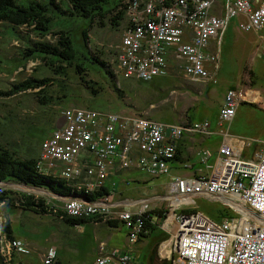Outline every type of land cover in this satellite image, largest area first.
Returning <instances> with one entry per match:
<instances>
[{"label": "built area", "instance_id": "2783aa9c", "mask_svg": "<svg viewBox=\"0 0 264 264\" xmlns=\"http://www.w3.org/2000/svg\"><path fill=\"white\" fill-rule=\"evenodd\" d=\"M128 3L127 16L132 25L124 34L119 57L126 78L166 76L171 69L170 46H183L175 53L179 60L181 56L191 58V64L183 61L182 74L201 82L207 79L209 65L218 70L219 56L211 42L217 38L222 42L233 18H240L239 29L244 32L264 30V0ZM242 104L264 110V90L247 85L230 90L219 115L221 126L235 118ZM62 117L64 126L43 142L40 168L68 181L83 179L70 186V194L58 196L65 202L62 210L76 215H115V223L128 231L126 246L109 248L106 243L100 244L94 264H143L136 256L135 245L146 238L147 225L160 227L170 236L161 247L167 257L158 258L156 264L160 260L167 264H264V144L261 151L244 160L234 146L224 142L216 154L203 151L201 162L207 166L208 175L179 177L171 175V164L176 163L183 136H210L208 121L166 124L80 108L64 110ZM82 158L86 159L84 169L77 168ZM125 170L143 171L154 178L168 176L165 200L171 208L153 209V200L149 199L116 200L119 184L112 180L110 187L107 183L112 172L119 175ZM95 194L101 197L88 199ZM198 197L223 202L233 215L223 211L215 221L189 209ZM53 199H57L54 194ZM4 243L6 247L0 241L5 264H17L16 254L29 253L20 239ZM54 256L55 251L50 250L43 264H53Z\"/></svg>", "mask_w": 264, "mask_h": 264}, {"label": "rangeland", "instance_id": "374dc122", "mask_svg": "<svg viewBox=\"0 0 264 264\" xmlns=\"http://www.w3.org/2000/svg\"><path fill=\"white\" fill-rule=\"evenodd\" d=\"M56 4L59 5V3ZM65 9H67L66 6ZM71 23L73 28L79 26V23L75 21ZM239 23V17L233 18L229 23L228 30L222 37V42L219 41V38L212 40L211 46L215 48L219 56V70L217 71L213 65H209V75L207 74L205 76L207 79H203L201 82L191 81L184 73L180 77L162 76V78L151 83H128L125 88L122 82H119L118 85L117 80L118 87L121 86L125 91L123 95L119 96L110 77L106 76L107 79L102 80L99 76L91 75L90 78L95 82H99L104 88L102 93L95 98L81 84L73 70L74 68H68L66 70L67 77L63 79V83L60 79L58 81L54 79L48 88L49 95L53 96V101H55L53 103H56L52 106L50 103L47 105L41 104L38 96L35 95L40 89L37 91L29 90L28 93H20L13 97H0V118L2 122H0V142L5 148L12 149L19 155L28 157L30 156L28 146L30 133L34 137L33 143L39 145L40 140L44 138L43 136L50 134L52 131L50 125L53 123L51 121L62 114L64 109H89L86 106L90 105L88 102L91 101L93 107L100 111L127 115L142 114L150 120H157L166 124H191L193 122L208 121L211 123L212 131L217 133L212 132L210 137L212 135L213 137L207 141L204 139L209 136L202 134L189 136V134H185L183 141L188 144V146L184 144L185 147L187 146V153L184 154L185 158L188 160L193 158L196 151L216 148L224 138L222 135L219 136V132L225 129L226 132L224 130L225 134L223 135L228 134V143L233 141L235 144L243 143L242 146L247 144L250 147L246 149L243 158L248 160L255 150L261 148L264 144V110L256 106L242 104L236 113L235 121L233 119L227 122L224 127H220L221 130L218 128L219 115L230 90L241 89L243 84L258 85L257 81L259 85L255 86L256 89H264V30L244 32L239 29ZM108 28H101L95 24L89 31L90 43L88 45L96 54H98V49H101L104 53L108 52L106 44L117 41L114 38L115 32L111 36L112 33H108ZM9 29L10 27L7 25L0 23V91L7 92L14 83L17 84L33 76L37 78H57L58 76H55L51 70L54 67H46L43 61L39 59L28 60L21 55V52L27 48V37H30V40L34 42L41 39L25 26L18 30L19 38H10L7 35ZM60 30L61 28L54 29L55 32ZM47 40L53 42L54 37L47 35ZM170 47L172 53L169 55V67L173 75L177 70L176 65L173 64L175 60L180 65H183L184 62L189 65L191 64V58L188 59V56L184 54L187 58L181 56V60H179V55L175 52L183 46H179V48L177 46ZM105 59L107 60V57ZM55 69L57 70V68ZM252 71L256 76L253 74L251 76ZM115 76L118 77L117 74ZM61 85H65V89H62ZM127 88H131V90L128 91ZM66 94L67 98H62L60 102L54 98V96L63 97ZM5 118L8 120H5ZM37 118L41 120H36ZM34 125H37V127L32 129ZM109 139L111 138L109 137ZM202 144L206 148H203ZM210 151L216 154L215 150ZM214 161L215 158L210 164H213ZM85 162V158L80 159L77 168L84 169ZM197 162L199 164H196L195 170L206 167L199 156L194 159V163ZM177 164H171L172 176L175 174ZM37 166L41 168V162H38ZM123 172L122 176L112 172V177L119 185L120 180H126L133 185L131 190H127L129 193L125 196L126 198L136 200L143 197L159 196L156 199L158 205L154 207L156 204H153V209L158 210L157 207L159 206L165 209L171 208L170 202L165 200L170 180L168 176L154 178L143 171L129 173L125 170ZM147 186L151 187L148 189L143 188ZM26 187V185L12 182L5 186V190L12 192L11 198L20 199L21 196L28 195L41 199L48 205V209L46 212L38 209V213H36L37 209L27 211L17 207L15 209L11 208L13 210L8 213L13 235L18 237L30 249L29 255H17V264H43V260L50 250L57 251L55 262L59 261V264H93L95 254L98 255L100 244L106 243L109 248L126 246L125 238L128 231L121 223H115V215L88 216L68 213L62 210L63 206L57 203L56 199H53L54 194L63 202V199L58 197L59 194L44 193L48 191L37 193L39 189L35 191L32 188H27L28 190H25ZM121 198L124 197L121 196ZM189 209L202 212L215 221H219L223 211L233 215L229 207L223 202L199 197L196 198V204ZM67 219L86 220L90 223L72 226L66 223ZM110 223L117 224L119 228H112ZM119 229L121 230L119 231ZM146 241H150L149 245L140 250L139 247L143 246ZM168 241H170V236L160 227H157L151 236L135 245V252L139 257V261L143 264H150L153 252H156V258H166V251L161 247ZM155 260H152V264H155ZM163 263L167 264L166 261L160 260V264Z\"/></svg>", "mask_w": 264, "mask_h": 264}, {"label": "trees", "instance_id": "16d2710c", "mask_svg": "<svg viewBox=\"0 0 264 264\" xmlns=\"http://www.w3.org/2000/svg\"><path fill=\"white\" fill-rule=\"evenodd\" d=\"M129 1L131 3L136 1L140 4L144 3L146 0H62L61 2L59 0H0V23L10 27L7 31V35L10 38H19L18 30L25 26L41 39L34 42L30 40V37H27V48L21 52V55L28 60L39 59L43 61L46 67H54L51 70L55 76H58L57 78H37L36 76L26 78L22 82L17 84L14 83L7 92L0 91V97H13L20 93H28L29 90L37 91L40 89L35 95L38 96L41 104L47 105L50 103L52 106L56 103H53L55 101H53V96L49 95L48 88L51 86L54 79H57V81L60 79L61 83H63V79L67 77L66 70L68 68H74L73 70L78 76L81 84L85 86L95 98L102 93L104 88L99 82H95L91 79V75L99 76L102 80L107 79L106 76L110 77L119 96L123 95L125 92L121 86L118 87L119 82H122L125 88L128 83H151L156 79L162 78V76H159L149 81L138 78H126L121 72L119 59L121 53L120 49L124 34L130 30L129 28L132 25L130 24V18L127 16ZM56 3H59V5ZM65 6L67 9H65ZM70 21L79 23V26L73 28ZM95 24L101 28L109 27L108 33H112L111 36L115 32L114 38L117 41L112 44H110L111 42L106 44V50H108L106 53L98 49V54H96L88 45V43H90L89 31ZM55 28H61V30L55 32ZM47 35L53 36L54 41L51 42L47 40ZM105 57H107V60H104ZM175 62L176 63L173 64L177 67L176 72L174 73L173 70L174 74L172 75V72L168 71V74H166L167 77L182 76V66L177 60H175ZM55 68H57V70ZM115 73L118 76L117 78ZM117 80L118 85L116 83ZM60 87L65 89V85H61ZM127 89L128 91L131 90V88ZM54 98L57 99L56 101L60 102L62 98H67V94L63 97L54 96ZM95 98L93 99L95 100ZM88 103L90 105L86 107L98 113L124 114L100 111L93 107L91 101ZM67 109L70 108L64 110ZM133 116L148 118L146 115L142 114ZM60 117H62V114L51 121V123H53L50 125L52 131L50 134H45L43 136L44 138L40 140L39 145L33 143L32 140H34V137L31 136L30 133V137L28 138L30 156L28 157L21 156L14 150L5 148L0 142V241H3L4 247H6L4 242L18 239V237L13 235L10 227L8 213H10V210H13L11 208L15 209L21 207L27 211L37 209L36 213H38V209L43 212H46L48 209V205H46L44 201L36 199L34 196L25 195L21 196L20 199L11 198L10 196L13 195L12 192L5 190L7 184L16 182L31 188H38L59 195H68L72 192L70 186L83 182L82 178L68 181L64 178L54 176V174H47L37 166L38 162L43 161V142L48 139L54 131L59 130L56 128V123ZM6 118L5 120H8ZM38 119L39 118L36 120ZM40 120L41 119H39V121ZM36 127L37 125H34L32 129ZM183 154L182 150L179 149L178 155ZM2 184L3 187H1ZM97 197L100 198L101 194L88 196V199L95 200L98 199ZM66 223L77 226L90 222L80 219H67ZM110 224L111 227L115 228L113 223ZM155 229V227L147 225L148 234H146V238L151 236ZM26 248L29 251L27 255H29L30 249L27 246ZM17 255L19 254H16L15 257H17ZM1 258L2 255L0 253V264H5ZM154 258L155 255L152 260Z\"/></svg>", "mask_w": 264, "mask_h": 264}, {"label": "crops", "instance_id": "0c3cea01", "mask_svg": "<svg viewBox=\"0 0 264 264\" xmlns=\"http://www.w3.org/2000/svg\"><path fill=\"white\" fill-rule=\"evenodd\" d=\"M264 57V56H263ZM218 70H219V68H218ZM217 70V71H218ZM251 74V76H252V74L253 75H255L254 73H253V71L250 73ZM256 76V75H255ZM258 80V79H257ZM264 80V79H263ZM262 81V80H261ZM264 82V81H263ZM257 84L259 85V82L257 81ZM260 84H262V83H260ZM250 86V87H253V88H256L255 86H258V85H253V84H243V86ZM264 88V87H263ZM262 90H264V89H262ZM224 106V105H223ZM239 110V109H238ZM237 117V116H236ZM236 119V118H235ZM235 119H234V121H235ZM210 123V122H209ZM211 124V123H210ZM226 124H223L222 126H221V124L219 123V130H221L220 129V127H224ZM228 128H229V126H228ZM210 129H211V127H210ZM225 130V129H224ZM224 130H221V132H219V136H223L224 138L222 139V141H220V143H218V146L216 147V148H214V149H210V150H215L214 152H216L217 153V151H218V149H219V147L221 146V144H223L224 142H228V140H227V138H228V134H227V136L226 135H223V134H225V132H226V130H225V132H224ZM212 132L213 133H217V132H214V131H212V129H211V134H212ZM216 136H218V135H216ZM211 137H213V135L211 136ZM210 136L209 137H206L204 140H209L210 138H211ZM184 144L185 145H187L188 146V144H186V142H184ZM183 144V146L184 147H181L180 148V150H182V152L184 153V154H186L187 152H186V150H187V146L185 147V145ZM230 144L232 145V146H234V148L236 149V151L238 152V153H240L243 157H244V153L246 152V149H248V148H250V147H248V145L247 144H244V146H242V144H239V143H237V144H235L233 141H230ZM202 147L203 148H206L205 146H204V144H202ZM209 149V148H208ZM208 149H205V150H208ZM263 149V146L261 147V148H258L257 150H255V152L252 154V156L256 153V152H259V151H261ZM184 154L183 155H178V158H177V160L175 161L176 163H178L177 164V168H175V174H174V176H179V177H191V175H194V174H200V175H208L209 173H208V169H207V166L206 167H204V169L203 168H200V169H198V170H195V166H196V164H199L198 162L197 163H194V159H196L198 156L202 159V155H203V151H200V152H195V154H194V156H193V158H191V159H187V158H185V156H184ZM215 158V157H214ZM213 158V159H214ZM212 159V160H213ZM212 160H210V162L212 161ZM187 167H189V168H187ZM132 172H135V171H131V172H129V173H132ZM122 174L123 173H121V174H119L120 176H122ZM111 181L110 182H108L107 184H108V186H110V187H112V184L114 183V182H112V180H115V179H113V177L110 179ZM116 182V181H115ZM120 182V185H119V189L117 188V194H116V200H118V199H120V197L122 196V197H124V198H126L125 196L129 193V191H127V190H131L132 189V187H133V185H131L128 181H126V180H120L119 181ZM142 182H146V181H142ZM135 185V184H134ZM136 187V186H135ZM151 186H147V187H143L144 189H148V188H150ZM136 189H137V187H136ZM135 190V189H134ZM120 196V197H119ZM159 196H153L152 198H149V197H143V198H140V199H149V200H153V203H152V205L153 204H156V199L158 198ZM123 198V199H124ZM122 199V198H121ZM139 199V200H140ZM138 200V199H137ZM158 204H156L154 207H156ZM153 207V208H154ZM157 209L158 210H164L165 208L164 207H157ZM117 228V227H116ZM119 228V227H118ZM121 229H119V231H120ZM155 231V230H154ZM19 239V238H18ZM125 242L127 243V235H126V238H125ZM149 242L150 241H146L144 244H143V246H141V247H139V249L140 250H142V249H144L145 247H147L148 245H149ZM114 247H116V246H114ZM57 253V252H56ZM23 255V254H22ZM96 256H95V260H96V258H97V253L95 254ZM155 255V258L154 259H158V258H156V253H152V255H151V261H150V264H152L153 262H152V258H153V256ZM136 256L138 257V255L136 254ZM56 258H57V256H56ZM139 258V257H138ZM95 260H94V263H95ZM156 262V261H155ZM93 263V264H94ZM54 264H59V261H56ZM156 264V263H155Z\"/></svg>", "mask_w": 264, "mask_h": 264}, {"label": "bare ground", "instance_id": "6f19581e", "mask_svg": "<svg viewBox=\"0 0 264 264\" xmlns=\"http://www.w3.org/2000/svg\"><path fill=\"white\" fill-rule=\"evenodd\" d=\"M128 172H131V171H134V170H127ZM124 173V172H123ZM99 199V198H98ZM59 202H58V201ZM95 200H97V199H95ZM57 203H59L60 205H62L63 207H64V200H63V202H61L58 198L55 200ZM63 207H62V209H63ZM166 250V249H165ZM56 251H55V256H54V258H53V264L55 263V260H56ZM47 256H49V251H48V253L46 254V257H45V259L47 258Z\"/></svg>", "mask_w": 264, "mask_h": 264}, {"label": "water", "instance_id": "95a60500", "mask_svg": "<svg viewBox=\"0 0 264 264\" xmlns=\"http://www.w3.org/2000/svg\"><path fill=\"white\" fill-rule=\"evenodd\" d=\"M65 124V118L64 117H60L59 120L56 123V128L57 129H61Z\"/></svg>", "mask_w": 264, "mask_h": 264}]
</instances>
